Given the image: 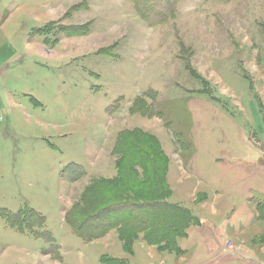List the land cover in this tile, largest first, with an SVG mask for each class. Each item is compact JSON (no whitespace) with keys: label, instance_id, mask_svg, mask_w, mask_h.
Returning <instances> with one entry per match:
<instances>
[{"label":"rangeland","instance_id":"1","mask_svg":"<svg viewBox=\"0 0 264 264\" xmlns=\"http://www.w3.org/2000/svg\"><path fill=\"white\" fill-rule=\"evenodd\" d=\"M158 4L177 15L149 26L130 0H0V209H34L58 244L0 217V264H264V0ZM124 131L196 218L181 254L65 222L119 179Z\"/></svg>","mask_w":264,"mask_h":264},{"label":"trees","instance_id":"2","mask_svg":"<svg viewBox=\"0 0 264 264\" xmlns=\"http://www.w3.org/2000/svg\"><path fill=\"white\" fill-rule=\"evenodd\" d=\"M130 1L149 26L167 23L178 12L177 4L166 9L158 4L159 0ZM124 132L123 135L120 133V141L116 147V151L121 147L120 154L123 156L118 163L119 179L112 182L100 181L88 187L80 201L74 205V214L66 215L65 222L85 242H92L117 230L123 250L127 253L133 252L134 241L143 234L149 246L181 254L178 241L188 236L196 218L189 209L168 201L170 196L165 182L168 169L164 156L154 158L150 150L145 153L132 140L131 135ZM123 137H127V140H123ZM71 167L74 168L70 170ZM134 168L144 171V179L140 180L134 174ZM62 174L71 182L86 176L87 172L81 165L73 163L65 167ZM257 210L264 219V203ZM28 212L31 216H27ZM0 217L18 232L26 230L35 239L43 240L50 246L58 245L46 228V218L34 209H21L17 212L0 209ZM50 255L59 257L53 253ZM104 263L122 264V261L117 258Z\"/></svg>","mask_w":264,"mask_h":264},{"label":"crops","instance_id":"3","mask_svg":"<svg viewBox=\"0 0 264 264\" xmlns=\"http://www.w3.org/2000/svg\"><path fill=\"white\" fill-rule=\"evenodd\" d=\"M2 23V25H1V27L0 28H2L3 26H4V28H6V26L4 25V23L3 22H1ZM0 23V24H1ZM6 49H8V50H10L11 49V46L8 44V45H6ZM28 94H32V92H27ZM34 95V94H33Z\"/></svg>","mask_w":264,"mask_h":264}]
</instances>
